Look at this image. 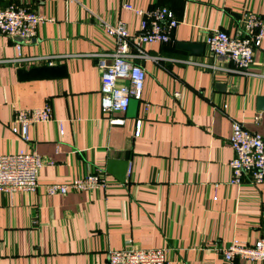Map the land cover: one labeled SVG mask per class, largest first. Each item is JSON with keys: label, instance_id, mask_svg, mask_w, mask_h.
I'll list each match as a JSON object with an SVG mask.
<instances>
[{"label": "crops", "instance_id": "0c3cea01", "mask_svg": "<svg viewBox=\"0 0 264 264\" xmlns=\"http://www.w3.org/2000/svg\"><path fill=\"white\" fill-rule=\"evenodd\" d=\"M13 3L49 19L19 53L0 35V154L34 151L53 163L39 170L35 193L0 192V264H101L124 248H163L167 264H226L220 250L233 238L251 245L264 237V182H229L232 120L264 136V110H257L264 51L254 49L240 71L206 46L201 54L179 46L204 44L215 29L234 34L245 11L264 20V0H0V7ZM125 3L166 6L179 20L170 42L143 44L136 59L146 75L135 116L106 113L100 104L97 59L115 47L101 21H123L131 33L141 21ZM40 66L61 69L23 75ZM46 102L52 120L31 125L27 140L12 133L16 109ZM110 158L128 161L125 182L106 171ZM97 170L107 188L45 192L44 184Z\"/></svg>", "mask_w": 264, "mask_h": 264}, {"label": "built area", "instance_id": "2783aa9c", "mask_svg": "<svg viewBox=\"0 0 264 264\" xmlns=\"http://www.w3.org/2000/svg\"><path fill=\"white\" fill-rule=\"evenodd\" d=\"M122 7L141 16V21L137 33H131L123 21L114 24L101 21L104 31L115 43L111 54H102L97 59L100 70V104L106 113H125L130 99L142 98L146 73L143 66L136 62L138 57L145 54L142 46L148 43L170 42L172 31L179 23L174 12L166 6L142 9L125 3ZM46 19L49 18L35 12L27 4L13 3L0 7V35L9 37L19 53L23 44L35 42L38 26ZM203 43L210 55L225 57L233 61L238 70L246 71L253 61L254 49L262 48L264 51V20L252 11H245L234 34L215 29L208 33ZM131 47L136 49L135 55L130 53ZM174 96L180 97V92L175 91ZM145 109H148V103H145ZM52 119V105L46 102L38 107L16 109L9 128L19 138L27 140L31 125ZM123 121V118L116 120L118 123ZM57 122L62 132L61 122ZM140 122H136V134H139ZM229 144L233 150V157L229 161L230 184L240 185L245 177H248L252 184L264 182V136L249 131L238 120H232ZM52 163L50 159H44L34 151L20 150L0 154V192L35 193L41 185L39 170ZM108 186L105 174L97 170L66 183L44 184V189L48 195H54ZM220 252L226 264H237L238 259L264 260V237L258 238L251 245L233 238ZM101 264L167 263L163 248H124L110 250L106 262Z\"/></svg>", "mask_w": 264, "mask_h": 264}, {"label": "water", "instance_id": "95a60500", "mask_svg": "<svg viewBox=\"0 0 264 264\" xmlns=\"http://www.w3.org/2000/svg\"><path fill=\"white\" fill-rule=\"evenodd\" d=\"M179 46L192 54H201L205 47V45L202 43L194 42H181L179 43ZM59 68L61 69V67L56 66L32 67L27 72L23 71V75L28 78L50 76L55 74V71ZM137 104V99H130L127 111L129 113L132 112L134 116L137 109ZM257 110H264V94L257 98ZM127 168L128 161L125 159L110 158L106 164V171L113 175L120 182H125Z\"/></svg>", "mask_w": 264, "mask_h": 264}]
</instances>
